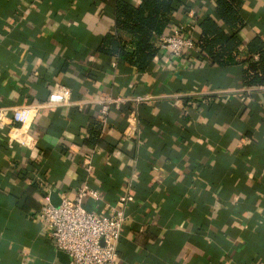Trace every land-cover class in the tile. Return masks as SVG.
Instances as JSON below:
<instances>
[{
  "label": "crops",
  "instance_id": "obj_1",
  "mask_svg": "<svg viewBox=\"0 0 264 264\" xmlns=\"http://www.w3.org/2000/svg\"><path fill=\"white\" fill-rule=\"evenodd\" d=\"M182 1L168 30L191 24L196 37L215 0ZM114 9L0 0V264H69L40 211L85 183L100 213L130 196L117 264H264V90L199 49H165L144 72L105 55ZM243 11V38L264 37V0ZM109 96L119 100L94 144Z\"/></svg>",
  "mask_w": 264,
  "mask_h": 264
},
{
  "label": "trees",
  "instance_id": "obj_2",
  "mask_svg": "<svg viewBox=\"0 0 264 264\" xmlns=\"http://www.w3.org/2000/svg\"><path fill=\"white\" fill-rule=\"evenodd\" d=\"M213 13L203 14L197 22L196 46L204 58L221 68L241 67L247 90H264V37L246 41L241 32L247 26L244 0H215ZM182 0H114L115 31L108 32L98 50L135 67L149 70L161 54L162 36ZM191 6H187L188 11ZM102 123L92 124L89 141L101 143Z\"/></svg>",
  "mask_w": 264,
  "mask_h": 264
},
{
  "label": "built area",
  "instance_id": "obj_3",
  "mask_svg": "<svg viewBox=\"0 0 264 264\" xmlns=\"http://www.w3.org/2000/svg\"><path fill=\"white\" fill-rule=\"evenodd\" d=\"M188 14L190 18L195 17L194 9H190ZM192 26L178 24L168 30L162 36V50H170L178 57L186 51L198 50ZM118 100L109 96L99 101L101 110L98 119L102 125L109 121L111 106ZM84 106L85 103H79L80 110ZM87 168L91 169L92 165L88 164ZM88 196L97 201L101 199L100 191L85 183L78 188L74 199L64 196L58 205L51 202L45 204L40 211V218L50 229L56 247L69 254V264H117L130 196L123 195L104 213L85 205Z\"/></svg>",
  "mask_w": 264,
  "mask_h": 264
},
{
  "label": "water",
  "instance_id": "obj_4",
  "mask_svg": "<svg viewBox=\"0 0 264 264\" xmlns=\"http://www.w3.org/2000/svg\"><path fill=\"white\" fill-rule=\"evenodd\" d=\"M51 198H52L51 202L55 205H58L61 202V197L59 195V191L53 192Z\"/></svg>",
  "mask_w": 264,
  "mask_h": 264
}]
</instances>
